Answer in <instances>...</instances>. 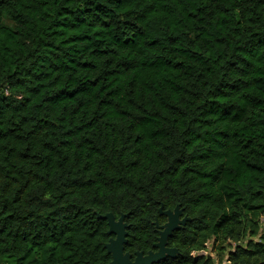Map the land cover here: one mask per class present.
<instances>
[{
	"label": "trees",
	"instance_id": "trees-1",
	"mask_svg": "<svg viewBox=\"0 0 264 264\" xmlns=\"http://www.w3.org/2000/svg\"><path fill=\"white\" fill-rule=\"evenodd\" d=\"M176 205L156 264H264V0H0V264H109L107 213L145 254Z\"/></svg>",
	"mask_w": 264,
	"mask_h": 264
},
{
	"label": "water",
	"instance_id": "water-1",
	"mask_svg": "<svg viewBox=\"0 0 264 264\" xmlns=\"http://www.w3.org/2000/svg\"><path fill=\"white\" fill-rule=\"evenodd\" d=\"M158 214L164 216L166 221L162 225L155 222L158 237L156 243L153 244L154 249L147 251L145 254L135 252L133 258L128 252L123 251L127 236L124 215H121L118 219H115L111 213L103 216L108 226L109 239L104 244V248L111 258L109 264H156L167 257L176 258L177 251L167 246V239L171 237L174 231L179 230L187 221H190V218L183 215V211L178 205L173 210H162V206H160Z\"/></svg>",
	"mask_w": 264,
	"mask_h": 264
},
{
	"label": "rangeland",
	"instance_id": "rangeland-1",
	"mask_svg": "<svg viewBox=\"0 0 264 264\" xmlns=\"http://www.w3.org/2000/svg\"><path fill=\"white\" fill-rule=\"evenodd\" d=\"M205 253H208L213 257L215 264H226L224 260H223L224 262L218 263L220 257L216 254V252L213 251L211 243H208Z\"/></svg>",
	"mask_w": 264,
	"mask_h": 264
},
{
	"label": "built area",
	"instance_id": "built-area-1",
	"mask_svg": "<svg viewBox=\"0 0 264 264\" xmlns=\"http://www.w3.org/2000/svg\"><path fill=\"white\" fill-rule=\"evenodd\" d=\"M198 254H200V253H198Z\"/></svg>",
	"mask_w": 264,
	"mask_h": 264
}]
</instances>
